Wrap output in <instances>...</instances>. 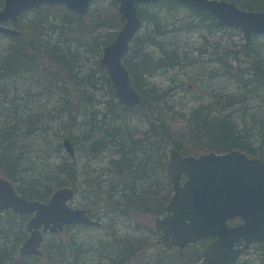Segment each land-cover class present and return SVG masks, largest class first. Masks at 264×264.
Wrapping results in <instances>:
<instances>
[{
	"label": "trees",
	"instance_id": "trees-1",
	"mask_svg": "<svg viewBox=\"0 0 264 264\" xmlns=\"http://www.w3.org/2000/svg\"><path fill=\"white\" fill-rule=\"evenodd\" d=\"M225 1L264 11V0ZM117 7L97 0L80 16L62 5L41 6L21 15L19 37L0 35V177L23 198L43 203L71 187L81 207L104 222L48 234L43 257H22L28 218L7 211L0 214V264H197L206 239L182 252L153 244L149 254V235L137 225L144 214L164 215L172 195L171 150L185 156L240 150L264 159V36L228 44L219 32L240 33L219 27L205 11L171 0L142 5V26L123 59L141 103L127 108L101 66L104 48L123 26ZM191 33L199 45L187 49L181 42ZM195 68L220 90L210 85L207 100L189 107L176 95L185 84L172 86L168 74ZM230 85L237 91L229 92ZM65 139L76 157L62 156ZM121 224L130 231L121 233ZM95 228L107 229L108 238L82 242L79 232ZM148 230L158 237L156 228ZM251 250L250 261L236 264H264V242Z\"/></svg>",
	"mask_w": 264,
	"mask_h": 264
},
{
	"label": "water",
	"instance_id": "water-1",
	"mask_svg": "<svg viewBox=\"0 0 264 264\" xmlns=\"http://www.w3.org/2000/svg\"><path fill=\"white\" fill-rule=\"evenodd\" d=\"M93 0H5L0 9V34L20 36L19 18L40 6L62 5L78 15L89 12ZM122 22L117 38L103 50L101 66L110 77L119 102L132 108L141 103L130 73L123 64L142 20L139 7L160 0H114ZM209 13L221 28L239 31L245 40L264 36V11L240 9L234 1L171 0ZM65 145L70 157L74 149L69 140ZM166 174L171 183L172 197L165 207V216L155 219L160 232L159 245L166 250L182 252L189 245L210 239L197 264H236L260 242H264V159L249 157L233 150L214 152L198 157L183 156L172 149ZM71 187L54 192L47 203L23 198L15 184L0 178V214L12 211L28 217V237L20 248L25 257H43L41 247L45 235L63 232L64 227L85 225L100 227L89 216L91 209H72ZM238 220L237 224L230 222Z\"/></svg>",
	"mask_w": 264,
	"mask_h": 264
},
{
	"label": "rangeland",
	"instance_id": "rangeland-1",
	"mask_svg": "<svg viewBox=\"0 0 264 264\" xmlns=\"http://www.w3.org/2000/svg\"><path fill=\"white\" fill-rule=\"evenodd\" d=\"M104 2H106V1H104ZM219 36H223V38H224L223 41L225 40L228 44H230L232 41H237L238 43L241 42V41H246L241 33L239 35L238 34L229 35V34H226V33L219 32L217 34V37H219ZM199 40H200L199 39V35L197 33L187 34L183 38V40L181 42V46H185L187 49H189L190 47L197 48L198 45H199ZM259 41H260L259 42L260 45L264 46L263 45L264 44V37H261V39ZM195 69L197 70V68H195ZM186 71H189V73L188 74H184L185 72L182 71V70H180V71L179 70L172 71V72H170L168 74V79L173 77V79L175 81L173 83H171V84H173L172 86H174V87L176 85H178L179 83H181V82L185 84V85H183L185 90H180L178 92V89H176V91H177L176 95H177L178 98L181 99V103L182 104L188 105L189 107H191V106L196 105L197 104L196 102L200 103V102H202L204 100H207V95L209 94L208 92H209L210 85L212 86L214 81L208 82L205 78H199L198 76H200V75H199V71L198 70L195 73L193 71L189 70V69L186 70ZM168 79L167 78H157V79H155V83L159 84V85L167 86V85H169ZM212 87H214L215 89L220 90L218 88V86L214 85ZM228 90H229V92H236L237 91L236 87L233 86V85L232 86L230 85ZM57 127L58 126H55L54 128H57ZM64 138H68V137L66 136ZM35 143H36V146H40L41 145V141L40 140L36 141ZM41 150H43L42 151L43 153H41L42 155H44L45 151H47L46 153L50 152V150H46V149H41ZM64 152L65 153H62V156H64V154L69 156V153H67L65 151V149H64ZM185 152L186 153H193V154H201V155L202 154H206V151L203 150V149L188 150V151H185ZM187 156H194V155H187ZM56 157L57 156H53L52 155L49 158V160H52L53 162L56 163L57 160H58V159H56ZM195 157H198V156H195ZM171 197H172V195H171ZM69 207L72 208V209H85V208H82L81 205L79 204L78 196H76V195H74V198L70 202ZM94 218L96 220H98V221H101L102 224H104V222L102 220H100V218L98 216H96ZM28 219L26 220L25 224H27ZM155 219H156V217L153 216V215L144 214V215L140 216V222H138V224H137V225L142 226L141 228L145 229L146 235H149V238H150L149 239L150 240V244H149V249H148V253L149 254H151L155 250V248L153 247V244H157V242H156L157 241V237H154L152 235V233H150V231L148 230V228L151 229V227H153L155 229V226H154L155 225V223H154ZM236 223L237 222H234V224H236ZM126 226H127L126 224H124V225L121 224V225L118 226L117 229L121 233L124 234V232H126V230L129 229V231H130V228H127ZM145 231H144V233H145ZM107 232L109 233V231L107 229H102V228L97 229V228H95V230H88L87 232H82V233L79 232L78 236L82 240V242L90 244V242L96 243L98 240L107 239L108 238ZM252 248H253V246H252ZM250 250H249V252H250ZM253 251L254 250H251V254L250 255H247V256L243 255L241 257V259H242L241 261H250L252 259L251 257H252Z\"/></svg>",
	"mask_w": 264,
	"mask_h": 264
},
{
	"label": "bare ground",
	"instance_id": "bare-ground-1",
	"mask_svg": "<svg viewBox=\"0 0 264 264\" xmlns=\"http://www.w3.org/2000/svg\"><path fill=\"white\" fill-rule=\"evenodd\" d=\"M94 1H96V0H93L92 2H91V5H92V3L94 2ZM91 5H90V9H91ZM181 5H183V4H181ZM184 6H187V5H184ZM41 7V6H40ZM187 7H189V6H187ZM39 8V7H38ZM66 8V7H65ZM190 8H192V7H190ZM35 9H37V8H35ZM68 9V8H67ZM90 9H89V11H90ZM193 9H195V8H193ZM34 10V9H33ZM70 10V9H69ZM197 10V9H196ZM32 11V10H31ZM72 11V10H71ZM29 12V11H28ZM73 12V11H72ZM255 12H258V11H255ZM27 13V12H26ZM75 13V12H74ZM88 14V13H87ZM86 14V15H87ZM80 16H85V15H80ZM142 26V25H141ZM140 30V29H139ZM119 34V33H118ZM0 35H5V34H0ZM6 36H10V35H6ZM118 36V35H117ZM10 37H12V36H10ZM14 37H19V36H14ZM136 37V36H135ZM105 69V68H104ZM107 72V71H106ZM108 74V73H107ZM110 78V77H109ZM111 80V79H110ZM112 82V81H111ZM66 140H69V142H70V144H71V146L73 147V149H74V154H75V148H74V146L72 145V142H71V140L70 139H65L64 140V142H63V146H64V148H65V150H66V152L68 153V151H67V148H66V145H65V141ZM92 220H94V221H96V222H98V223H100V227H101V222H99V221H97V220H95L94 218H92V216L90 215L89 216ZM77 225H81V224H77ZM71 226H74V225H71ZM82 226H85V225H82ZM66 227H70V226H66ZM66 227H64V229L66 228ZM86 227H96V226H86ZM97 228H99V227H97ZM155 228H156V226H155ZM156 230H157V228H156ZM64 231V230H63ZM62 233V232H61ZM59 234V233H58ZM51 235H56V234H51ZM260 243H262V242H260ZM257 244V243H256ZM255 245V244H254ZM22 257H25V256H22ZM36 257V256H35Z\"/></svg>",
	"mask_w": 264,
	"mask_h": 264
},
{
	"label": "flooded vegetation",
	"instance_id": "flooded-vegetation-1",
	"mask_svg": "<svg viewBox=\"0 0 264 264\" xmlns=\"http://www.w3.org/2000/svg\"><path fill=\"white\" fill-rule=\"evenodd\" d=\"M183 156H185V155H183ZM11 212H12V211H11ZM92 214H93V210H92ZM165 215H166V214H165V212H164V215H161V216H159V217H156V219H157V218H160V217H164ZM157 233H158V237H157V241H156V242H157V244H159V243H158V238H159V236H160V232L157 231ZM206 240H207L208 242L210 241V239H206ZM208 242H207V244H208ZM199 243H200V242H199ZM199 243H198V244H199ZM160 246H162V245H160ZM163 248H164V247H163ZM164 249H165V248H164ZM200 260H201V259H200Z\"/></svg>",
	"mask_w": 264,
	"mask_h": 264
}]
</instances>
